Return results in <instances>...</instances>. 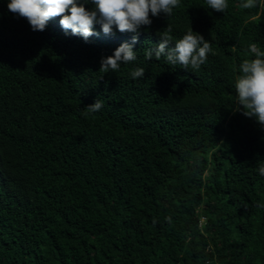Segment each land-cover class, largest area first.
Here are the masks:
<instances>
[{
  "label": "trees",
  "instance_id": "16d2710c",
  "mask_svg": "<svg viewBox=\"0 0 264 264\" xmlns=\"http://www.w3.org/2000/svg\"><path fill=\"white\" fill-rule=\"evenodd\" d=\"M111 1L0 0V264H264V0Z\"/></svg>",
  "mask_w": 264,
  "mask_h": 264
},
{
  "label": "clouds",
  "instance_id": "9594fccd",
  "mask_svg": "<svg viewBox=\"0 0 264 264\" xmlns=\"http://www.w3.org/2000/svg\"><path fill=\"white\" fill-rule=\"evenodd\" d=\"M65 1L66 0H64V2ZM120 1L121 0H112L110 5H109V7L113 8L115 10L119 9L120 8ZM58 3L59 2L57 1V5H58ZM57 5H55L54 7L50 8L49 11L45 13L44 18H43V21L45 23L47 22L52 27H57V28H59L61 30H64V31L70 30L72 32L75 30L74 27L75 28H79L81 26L80 20L77 19L74 15L71 17L69 24L62 23V17L64 15V11L65 10H64V7H62V6L57 7ZM66 6L69 9H72V10L76 8V6L72 7V6L67 5V4H66ZM111 30H117L119 33H122V32H120V30L122 31V26H120V27L115 26ZM114 67L116 68V67H119V66H114Z\"/></svg>",
  "mask_w": 264,
  "mask_h": 264
}]
</instances>
